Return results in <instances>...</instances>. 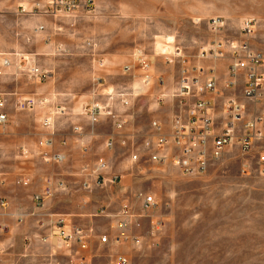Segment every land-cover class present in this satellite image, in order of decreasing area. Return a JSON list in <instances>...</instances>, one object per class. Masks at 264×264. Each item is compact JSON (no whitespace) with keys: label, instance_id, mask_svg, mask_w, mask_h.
<instances>
[{"label":"rangeland","instance_id":"obj_1","mask_svg":"<svg viewBox=\"0 0 264 264\" xmlns=\"http://www.w3.org/2000/svg\"><path fill=\"white\" fill-rule=\"evenodd\" d=\"M24 2L0 0V70L10 66L7 58L12 53H32L40 43H51V49L38 56L51 69L49 80L38 83L49 93L74 90L99 98L106 88L138 87L122 72L131 62L135 48L150 55L156 70L165 76L170 92L176 90L180 78L176 46L183 48L192 62L214 69L223 83L230 60L200 61L198 55L203 49L210 50L218 37L239 39L240 24L246 17L257 20L252 44L264 52V0H93V13L61 15L53 25H47L46 33H37L34 24L35 17L41 14L21 13ZM218 17L226 25L222 34L216 36L209 20ZM167 59L173 62L169 64ZM21 60L23 68L36 65L30 59ZM140 88L138 99L128 110L131 126L122 133L127 144L120 137L113 151L106 149L111 172L120 176L131 174L135 184L130 187L132 191L153 195L156 200L153 211L144 216L142 228L137 232L142 243L123 245L131 264H264V176L245 175L237 146L229 148L221 162L200 176L183 177L171 167L148 163L142 143L155 117L147 96L156 90ZM49 100L51 107L67 108L52 102L54 98ZM26 119L30 123L27 135L31 142L40 146L41 140L50 138L39 117L30 115ZM4 128H0V141L5 145L0 153V168L13 166L17 161L18 166L32 170L42 162L51 164L41 158L43 154L37 152L36 146L29 150L25 160L19 157V152L12 154L14 149L6 141L21 137L23 132ZM133 147L143 156L139 164L131 162ZM93 157L88 161L90 166L94 165L96 157ZM10 160L13 163L7 164ZM15 180L7 179L13 186H21ZM39 181L32 177L29 187H21L31 190ZM122 181L113 187L124 189L125 178ZM75 184L81 187V182ZM128 192L130 197L132 192ZM137 212L143 213L139 208ZM105 225L107 222L101 221V226Z\"/></svg>","mask_w":264,"mask_h":264},{"label":"built area","instance_id":"obj_2","mask_svg":"<svg viewBox=\"0 0 264 264\" xmlns=\"http://www.w3.org/2000/svg\"><path fill=\"white\" fill-rule=\"evenodd\" d=\"M94 9L93 0H25L21 6V13L41 14L57 19L61 15L91 14ZM225 25V20L220 17L209 20L210 29L216 36L222 34ZM257 26L255 18L246 17L240 24L239 39L218 37L210 50L200 51L198 55L200 61L210 58L230 60L228 74L222 84L214 69L192 62L186 58L183 48L176 46L175 59L180 62V78L176 90L170 92L166 86L165 76L156 70L150 55L142 48H135L131 62L123 67L122 72L124 76L133 80L134 85L137 82L139 86L106 88L102 94L111 103H118L125 110L118 112L113 109L111 103L94 102L84 105L82 112L93 125L99 123L101 118L108 117L114 129L123 133L131 124L128 110L132 107L133 98L138 97L137 91L141 89L140 87L155 89L152 94L155 95L158 104H167L171 101L172 115L169 126L159 120L151 122L150 131L142 143L143 156L148 163L159 167H171L183 177L200 176L221 162L229 148L237 146L243 159L245 175L264 176V52L252 44ZM43 28L41 26L39 29ZM172 62V59H167V63ZM19 68L22 69L23 66ZM23 70H26L28 77L37 83H44L51 76L48 70L37 65L28 64ZM237 90H240V93H237ZM49 104L50 100L47 97L33 96L17 101V107L21 111L48 110L41 123L46 129L52 128L55 118L68 112L63 106L51 107ZM6 105V99L0 97V127L9 121L8 114L4 111ZM74 130L80 132L81 128L75 127ZM122 142L127 144L124 135ZM39 145L42 148L51 147L53 139H43ZM116 145L117 139L114 135H110L105 141V147L110 152ZM132 149L131 162L141 163L143 156L136 147ZM22 151L24 155L28 154L24 148ZM84 154H88L87 149L84 150ZM43 158L47 162L55 163H62L65 160L64 155L49 152H44ZM82 173L81 187L85 192L122 183V176L113 174L110 163L103 157H97L93 166H84ZM16 183L29 187L31 180L20 178ZM55 185L53 177L44 178L42 190L32 196L34 210L29 214L18 213L16 221L23 224L26 217L39 216L45 202L54 196ZM57 186L65 187L61 181ZM134 197L140 203L143 213L136 211L131 200H125L115 216V234L112 238L107 234L100 236L102 244L137 246L142 243L137 233L142 228L141 219L153 211L156 200L153 195L142 191H137ZM0 204L6 209L10 207L6 200H2ZM101 213L106 215V208H102ZM38 224L41 228L49 230L47 235L38 237L41 243L50 244L51 239L55 240L58 249L69 251V264L88 263L83 252L88 248L89 238L95 233L93 227L84 229L68 225L62 216H56L47 225L41 220ZM3 229H6V226L0 225V230ZM32 238L26 236L27 247L32 244ZM3 253L5 251L0 247V254ZM43 264L60 263L47 261ZM112 264H131V260L127 254L118 253L114 256Z\"/></svg>","mask_w":264,"mask_h":264},{"label":"crops","instance_id":"obj_3","mask_svg":"<svg viewBox=\"0 0 264 264\" xmlns=\"http://www.w3.org/2000/svg\"><path fill=\"white\" fill-rule=\"evenodd\" d=\"M34 21L37 33H46L47 25H53L55 18L42 15L35 17ZM41 26L44 27L42 31L39 29ZM49 33L47 32V34ZM51 47V43L44 42L37 45L32 53H12L10 57L7 56L9 57L7 59L10 61V66L0 70V97H4L7 101L4 111L9 117L8 123L0 128L5 127L4 131L23 132L20 134L21 137H10L12 140L6 141V144H10L14 149L11 153L19 152V157L25 160L27 154L24 155L22 148L29 152V150H32L31 148L36 146L37 152L40 154L49 152L65 156L62 163L51 162V164L45 165L42 162V165H37L33 170L18 166V161L13 166L7 165L3 169L0 168V202L6 200L10 206L6 209L1 207L0 204V225L6 226V229L0 230V247L5 251V253L0 254V264H43L47 261L69 264V251L58 249L55 246V240L51 239L50 244H43L38 239L39 236L49 233L47 228L39 226L38 221L41 220L47 225L56 216L64 217L68 225L74 227L84 229L93 227L95 233L89 238L88 248L83 252V255L87 258V264H112L116 254H127L128 252L123 245L102 244L100 236L107 234L111 238L113 237L115 234V216L125 200H131L136 211L138 208L141 209L140 203L134 197L137 191H132L134 189L130 188L133 185L132 175L127 173L122 175L123 180L125 178V188L122 190H116L113 186H108L106 188H95L92 192H85L79 184L75 183L81 182L82 184V168L90 166L88 161L90 162V158H94L93 156L96 158L103 157L106 161L111 162L110 154L104 147L105 141L110 135H114L118 142L123 134L114 129L112 121L108 117L101 118L99 123L93 125L82 112L83 106L87 104L94 102L111 103L106 96L99 94L101 96L96 98V95L94 97L83 95L74 90L67 93H61L60 91L49 93L50 90L46 91L43 85L34 82L25 71L18 69L22 62L21 58L24 57L41 68L51 71L50 66L38 57L40 53L50 50ZM1 64L2 60L0 59ZM220 84L222 83L220 82ZM31 96L47 97L51 100L54 98L52 102L63 104L68 108L66 115L55 118L52 128L46 129L41 124V127L50 134L48 136L53 139V145L48 149L38 146V143L31 142L30 135H27L31 131L30 123L26 119L27 116L34 115L39 117L40 123H42L48 110L35 109L30 112L21 111L17 107L19 99ZM138 97L133 98L132 107ZM147 97L149 101L150 99L152 101L150 107L155 120L169 126L172 115L171 101L163 104L165 106H161L156 102L155 95L149 94ZM111 104L113 109L118 112L125 110L118 103L113 104L112 102ZM75 127L81 128V131L76 132ZM64 128L67 129L66 132H62ZM4 146L0 141V153ZM85 149L88 151L87 155L84 154ZM41 158L44 159L42 156ZM11 163H13V160H10L7 164ZM47 176H51L56 180L54 196L45 202L39 216H28L23 224H19L16 221V215L18 213L29 214L34 210L32 196L42 190L44 178ZM32 177L40 181L31 190L21 186H13L12 181H7V179L17 180L20 178H30L32 180ZM60 181L64 183V188L57 186ZM130 190L132 195L129 197L128 191ZM102 208H106V215L101 213ZM28 218L33 221H28ZM101 221L107 222L108 225L101 226ZM26 236L33 237L32 244L29 247L26 245ZM75 250H77L76 247ZM109 258L112 261H109Z\"/></svg>","mask_w":264,"mask_h":264}]
</instances>
